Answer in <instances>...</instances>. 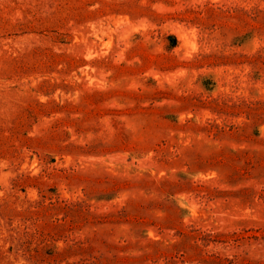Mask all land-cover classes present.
<instances>
[{
  "label": "rangeland",
  "instance_id": "374dc122",
  "mask_svg": "<svg viewBox=\"0 0 264 264\" xmlns=\"http://www.w3.org/2000/svg\"><path fill=\"white\" fill-rule=\"evenodd\" d=\"M0 264H264V0H0Z\"/></svg>",
  "mask_w": 264,
  "mask_h": 264
}]
</instances>
